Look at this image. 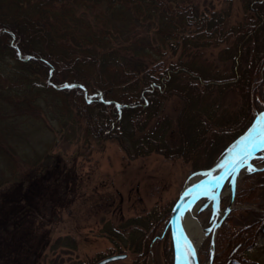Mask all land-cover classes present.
<instances>
[{
  "label": "trees",
  "instance_id": "trees-1",
  "mask_svg": "<svg viewBox=\"0 0 264 264\" xmlns=\"http://www.w3.org/2000/svg\"><path fill=\"white\" fill-rule=\"evenodd\" d=\"M262 2L247 0L245 7L256 18H250L246 25L225 28L229 5L219 11L200 10L190 0H0V264H41L50 243L48 231L35 226L29 209L34 207L32 186L47 182L59 162L51 151L55 138H49V148L29 157L35 159L30 161L28 171L23 168L27 156L19 153L23 146L32 149L28 138L35 130L31 119H36L37 114L28 112L32 105L41 108V90L47 87V91L72 97L85 131L98 140L115 141L129 158L152 150L168 158L189 154L201 142L199 135L211 125L208 120L215 117V107L210 104L207 108L208 99L213 93L221 97L234 91L241 97V114L229 122L231 125L226 124L229 127H218L240 129L232 141L250 124L257 111L253 107L264 103V16L259 11ZM262 31L260 40L257 35ZM228 36L234 37L229 71L201 63L194 56L192 49L207 40L215 38L217 43ZM115 41L119 44L115 45ZM163 45L171 53L181 46L176 61L162 56ZM9 57L14 59L12 63L6 61ZM89 69L103 84L88 83L86 74H92ZM39 75L47 82L39 81ZM172 94L187 99L178 115L182 139L174 148L163 137L169 117L161 120L158 116L161 103ZM53 106L59 109L60 102L56 100ZM67 113L73 114L72 109ZM58 117L63 118L48 119ZM213 124L220 122L214 119ZM49 126L55 127L53 122ZM210 132L214 138L218 134ZM39 158L42 163L35 166ZM59 201L60 194L48 204L62 205ZM131 219L136 225L139 222L136 217ZM144 220L147 225L153 222L149 223L146 216ZM249 227L253 225L233 230L237 234H231L230 242L224 232L219 235L224 234V241L230 244L235 236L241 237L231 247L234 252L239 244H253L256 229ZM134 230L139 231L137 227ZM158 234L152 241L149 234L151 246L165 237ZM61 239L64 245L73 246L69 235L57 238L53 244ZM133 239L127 240L136 252L132 264H154L146 238ZM214 249L212 261L216 257ZM169 257L167 263L172 264L171 253Z\"/></svg>",
  "mask_w": 264,
  "mask_h": 264
},
{
  "label": "rangeland",
  "instance_id": "rangeland-1",
  "mask_svg": "<svg viewBox=\"0 0 264 264\" xmlns=\"http://www.w3.org/2000/svg\"><path fill=\"white\" fill-rule=\"evenodd\" d=\"M190 1L196 3L200 10L209 11L212 9L219 11L229 5L230 14L225 28L238 23L246 25L250 18H256V14L245 7L247 0ZM259 11L264 16V2L260 4ZM262 35L263 31L258 33V39L261 40ZM221 39L216 43L215 38H211L206 44H201L192 50L199 62L229 71L232 65L230 45L234 37ZM115 42V45L119 44ZM162 50L164 52L162 56L166 60L176 61L182 49L179 46L175 53H171L170 49L163 45ZM121 53L123 54V51ZM85 55L90 54L85 53ZM6 61L12 63L14 59L9 57ZM88 71L92 72L91 75L86 74L91 86L103 84L94 71L91 69ZM38 79L47 82L42 75H39ZM59 86L61 84L57 85ZM39 92L40 90L35 92L37 96ZM40 93H42L39 97L41 108L37 109L32 105L28 112L33 110L37 114L36 119H31L34 121L35 130L28 138L32 149L27 150L23 146L19 153L27 156L23 168L24 172L28 171L32 165L30 161L35 159L34 157L31 160L29 157L36 156L49 148L51 145L49 138H55L51 151L57 155L59 162L54 170H51V175L47 176L49 178L47 182H36L31 188L33 193L31 202L34 207H30L29 212L34 215L35 226L40 231L46 233L48 231L50 238L41 264H81V262L96 264L100 259L116 253H124L125 256L103 264H132L136 252L129 247L127 240L133 241V238L143 237L149 242V234L153 236L150 237L152 241L159 232L158 237L163 234L165 237L154 241L153 246L149 242L148 254L154 256V264H168L170 253L173 261V244L168 223L171 207L190 176L197 170L210 166L231 142L232 136L240 130L237 127L232 128V131L230 128L219 130L218 127L222 125L226 127L241 114L239 103L241 97L234 91H229L221 97L214 96V93L211 95L206 105L207 108L210 104L215 107L214 119L220 124L214 125V119L208 120L211 125L199 135L201 142L197 143L189 154L168 158L152 150L145 155L129 158L115 141L98 140L92 133L85 131L84 121L76 114L72 97L69 98L52 90L47 91V87H44ZM56 100L60 102L59 109L53 106ZM185 100L187 101L179 94H172L163 100L158 110L161 120L165 116L169 117L166 119L169 127L164 130L163 137L167 145L173 148L180 144L182 139L177 124ZM260 105L263 106L253 107L257 111L254 112L250 123L260 111L264 110V103L261 102ZM69 109H72L73 114L68 115ZM56 116L63 118L58 117L61 121L58 118L48 119ZM49 122H53L55 129L49 126ZM62 127L63 129L60 130ZM210 130L218 131L217 136L214 135L215 138L211 136ZM228 141L230 142L226 144ZM36 163L35 166L42 163L41 158ZM250 163L253 168L259 167V169L254 168L255 170L251 172L247 171V166L241 169L235 179L232 201L230 200L232 190L230 184L226 182L222 187L223 193L219 195L216 203L212 200L207 202L203 198L189 212L190 215H195L205 232V237L197 245L196 250L199 264H207L210 261L213 253L212 244L217 250L216 257L214 261L211 260L212 263L210 261V264H244L246 259L251 264H264V150H260L252 157ZM55 177L57 178L54 179ZM59 194L61 197L59 202L62 205L56 204L50 207L48 201ZM227 206L231 208L224 214ZM145 216L149 218V223L152 220L153 222L149 225L144 224ZM132 217L139 219L137 225ZM213 221L219 224H214ZM250 224L253 227L249 229H256L255 234L252 235L253 244L250 246L239 244L235 253L232 252L234 241H239L241 237L233 236L230 244L224 241V234L227 235L226 240L230 242L229 237L233 234V230ZM209 226L211 231H207ZM136 227L138 232L134 230ZM220 232L224 234L219 235ZM117 233L123 234V237L115 235ZM65 235L73 238V246L64 245L62 239L60 243L63 245L59 242L53 244L57 238H64Z\"/></svg>",
  "mask_w": 264,
  "mask_h": 264
},
{
  "label": "water",
  "instance_id": "water-1",
  "mask_svg": "<svg viewBox=\"0 0 264 264\" xmlns=\"http://www.w3.org/2000/svg\"><path fill=\"white\" fill-rule=\"evenodd\" d=\"M264 113V110L260 111L253 119V121L251 122V124L249 125L252 126V124L255 121V118L258 117L260 114ZM248 127V128H249ZM248 128L239 136L237 137L231 144L228 145V147L219 155V157L216 159V161L208 168H204V169H200L196 172H194L193 174H199L198 178L193 180L192 182H186L183 187L180 190V193L177 197V199L175 200V202L173 203L171 210H170V214H169V227H170V235H171V240H172V244H173V264H176L177 261V246H183L185 243V236L183 234V232L181 231V217L185 215V213H187V211H189L190 209H192L194 207V205L200 200V199H206L207 202L209 201V199L204 195V191L205 189H214L217 194L218 197L221 194V189L223 187V185L228 182L230 184V188L232 190L231 192V196H230V200H233L234 194H233V187L230 183V181L233 179L232 175H225V170L224 169H219L216 167L217 163L220 161H224L225 156H227V149L230 148L231 145H233L236 141H238L243 135H245L247 133ZM260 149H254L253 150V154L252 157L256 156V153L259 151ZM247 164H251L250 163V159L247 161ZM247 164H245V166H247ZM238 169V173L234 174V178L236 179L237 175L240 173L241 169ZM255 169H259V167H254ZM192 174V175H193ZM216 176H225V179L223 181H221V187L219 189H216L215 185H216V181L213 179V177ZM189 180V179H188ZM201 181L204 182V184L201 187H196V185H200ZM212 201V202H215ZM213 207H215V204H213ZM231 207L227 206L224 209V214L227 213L229 211ZM223 214V216H224ZM221 216V218L223 217ZM220 218V220H221ZM214 224H217L213 221ZM219 224V222H218ZM217 224V225H218ZM211 226H209L207 228L210 229ZM211 251H213V244L211 246ZM125 254H113L110 256H107L103 259H101L99 262H97L96 264H103L105 262L114 260V259H118V258H122L124 257ZM211 260V258H210ZM210 261L207 263L209 264ZM181 264H199L198 263V259H197V253L195 251V255L194 256H189V258L185 261L182 260Z\"/></svg>",
  "mask_w": 264,
  "mask_h": 264
},
{
  "label": "snow or ice",
  "instance_id": "snow-or-ice-1",
  "mask_svg": "<svg viewBox=\"0 0 264 264\" xmlns=\"http://www.w3.org/2000/svg\"><path fill=\"white\" fill-rule=\"evenodd\" d=\"M64 86L68 87V85ZM254 149L264 150V113L255 118L254 123L248 128L247 133L226 150L227 156H225L224 161H220L216 165L217 168L225 170V175L233 176V179L230 181L233 188L235 187L234 174L238 173L239 168L245 167L247 161L252 158ZM254 170L251 164H247V171L251 172ZM213 179L216 181V189H219L222 186L221 181L225 179V176H216ZM203 184L204 182L201 181V184L196 185V187H201ZM204 195L212 201L218 199V194L214 189H205ZM208 231H211V229H208ZM184 239V245L177 246L176 264H181L182 260L186 261L189 256L195 255L191 241L187 240V237Z\"/></svg>",
  "mask_w": 264,
  "mask_h": 264
},
{
  "label": "bare ground",
  "instance_id": "bare-ground-1",
  "mask_svg": "<svg viewBox=\"0 0 264 264\" xmlns=\"http://www.w3.org/2000/svg\"><path fill=\"white\" fill-rule=\"evenodd\" d=\"M198 176L199 174L191 175L187 182H192L193 180L197 179ZM189 212H191V209L188 211V213L181 217V231L183 232L184 236L187 237V240L191 241V245L196 251L197 245L205 237V232L204 227L199 224L195 215H190Z\"/></svg>",
  "mask_w": 264,
  "mask_h": 264
}]
</instances>
